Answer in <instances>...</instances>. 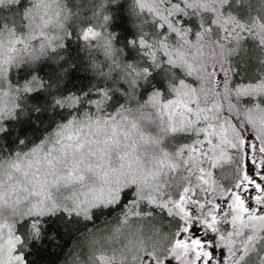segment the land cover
I'll list each match as a JSON object with an SVG mask.
<instances>
[{
    "label": "snow or ice",
    "instance_id": "obj_1",
    "mask_svg": "<svg viewBox=\"0 0 264 264\" xmlns=\"http://www.w3.org/2000/svg\"><path fill=\"white\" fill-rule=\"evenodd\" d=\"M122 2L139 60L109 30ZM72 22L99 57L86 70L126 89L60 91L74 64L52 82L31 74L13 83L14 70L35 72L64 49ZM157 70L168 94L154 89L139 102ZM39 92L68 114L38 143L0 153V264H28L43 217L93 222L116 207L117 222L87 237L85 264H264V0H0V135ZM114 92L127 102L113 106Z\"/></svg>",
    "mask_w": 264,
    "mask_h": 264
},
{
    "label": "trees",
    "instance_id": "obj_2",
    "mask_svg": "<svg viewBox=\"0 0 264 264\" xmlns=\"http://www.w3.org/2000/svg\"><path fill=\"white\" fill-rule=\"evenodd\" d=\"M240 11L242 12L243 9H240ZM112 14L113 20L110 31L119 33L118 43L121 46H125V51L139 60V56L135 55L134 51H129L127 46V40L135 35V31L126 12V5L122 3L120 6L113 8ZM193 29L195 30V25ZM71 32H73V35L63 41L65 45L64 49L56 54H51L49 59L42 60L36 67L35 72L31 68L27 69L22 82L29 78L31 74L43 78L45 82H52L56 79V73L59 71L60 65L67 66L68 64H74L76 65L75 70L67 76L64 86L60 91L78 94L82 91H87L91 86L126 89V86L123 84L114 86L111 81L105 83L104 80L93 77L86 70L87 61L93 59L92 55L90 56L88 51L84 49L83 42L77 39L78 31L72 30ZM245 47L250 49V43L246 44ZM59 56H63L65 60L57 63ZM133 57L132 59H134ZM253 69L258 71V66L249 61L248 71L251 72ZM176 74L177 76L182 75L179 69L176 70ZM168 80V74L163 70L154 71L147 82H142L138 89L137 96L139 102H143L154 89H161L167 95ZM52 95H54L52 92H39L30 94L21 101V109L16 112V118L5 122V127L8 131L6 134L0 135V140L3 141V145L0 146L2 149L7 150V152L1 153L8 154L12 151L26 149L28 146L38 143L52 131L57 122L67 116L66 110H54L50 107ZM90 95H95V93H90ZM126 100L127 97L122 96L119 92H114L112 105L125 104ZM136 103L137 101L135 100L131 101L129 106L135 108ZM188 139L190 137L186 135L178 137V141L180 142H187ZM18 140H23L25 144L21 145L17 143ZM129 198L125 197L124 199ZM120 211L119 207L99 210L96 212L93 222H86L79 217L66 216L63 213L41 218L42 238L39 241L27 242L25 254L28 264H73V262H69L75 247L82 245L90 233L98 232L115 224L119 218ZM153 223L162 225L165 223V218L159 215L158 219L153 221ZM18 230L21 234H25L27 231L26 222L18 225ZM164 230L167 231V228L165 227ZM100 254L102 253L98 252L97 256ZM87 256L88 251L86 254H83V258L78 257L76 261L79 264H85Z\"/></svg>",
    "mask_w": 264,
    "mask_h": 264
},
{
    "label": "rangeland",
    "instance_id": "obj_3",
    "mask_svg": "<svg viewBox=\"0 0 264 264\" xmlns=\"http://www.w3.org/2000/svg\"><path fill=\"white\" fill-rule=\"evenodd\" d=\"M79 2H80V0H76V3H79ZM122 3H124L126 5V2H122ZM70 6H71V0H70ZM75 10L76 9L74 8V11ZM80 11H83V9H80ZM126 12L128 14L127 7H126ZM191 23H192L193 26L195 25V22L194 21H192ZM80 27H82V25L79 22H72L70 24L68 30L69 31L74 30V31L77 32ZM110 28H111V25H110ZM132 57H133V55L130 54V53H128L129 60H133ZM92 58L99 60V57L96 56L95 54L92 55ZM133 58L135 59V57H133ZM27 69H30V68L29 67L28 68L27 67H23L21 69L14 70L12 72L11 79H12V81H13L14 84H19L20 82H22V80L25 78L24 76L26 74ZM105 83H107V82L105 81ZM0 145H3V141L2 140H0ZM1 152H7V150L2 149V147L0 146V153ZM87 251H88V249L86 247V241H84L82 245H78V247H75V249L73 250V252L71 254V260H70L69 263L73 262L74 260L76 261L78 259V257L79 258L80 257L83 258V254H86Z\"/></svg>",
    "mask_w": 264,
    "mask_h": 264
}]
</instances>
